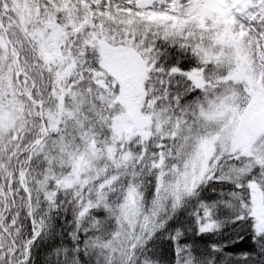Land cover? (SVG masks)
<instances>
[{
	"label": "snow or ice",
	"instance_id": "snow-or-ice-1",
	"mask_svg": "<svg viewBox=\"0 0 264 264\" xmlns=\"http://www.w3.org/2000/svg\"><path fill=\"white\" fill-rule=\"evenodd\" d=\"M0 264H264V0H0Z\"/></svg>",
	"mask_w": 264,
	"mask_h": 264
}]
</instances>
